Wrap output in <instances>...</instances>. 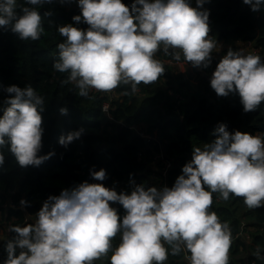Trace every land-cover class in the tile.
<instances>
[{
	"label": "clouds",
	"instance_id": "clouds-1",
	"mask_svg": "<svg viewBox=\"0 0 264 264\" xmlns=\"http://www.w3.org/2000/svg\"><path fill=\"white\" fill-rule=\"evenodd\" d=\"M50 0H27L17 10L18 0H0V27H10L22 40H37L45 31L38 5ZM78 23L58 27L66 37L58 45L54 68L68 73L79 94L91 88L111 90L141 82L149 84L165 72L156 53L163 47L175 58L207 68L212 64L217 42L210 36L211 9L206 0H77ZM254 12L264 9V0H243ZM86 22L88 27L79 26ZM211 87L217 95L238 93L245 112L264 102V57L256 52L229 47L218 62ZM0 115V168L5 149L18 163L39 166L55 155L43 153L45 97L32 84L5 86ZM69 111L60 108L62 114ZM84 127L61 134L68 147L82 137ZM215 139L193 146L192 158L172 186L137 183L130 173L131 191H118L103 183L108 170L93 165L85 179L43 201L34 222L16 224V235L7 241L0 264H94L111 252V264H164L169 253L190 252V264H229L233 231L228 220L212 210L213 194L225 200L242 196L249 208L264 206V135L229 130L225 121L213 130ZM99 181V182H96ZM31 203L26 197L21 206ZM122 205V214L116 204ZM120 234L118 245L113 238ZM255 255H262L259 248Z\"/></svg>",
	"mask_w": 264,
	"mask_h": 264
},
{
	"label": "trees",
	"instance_id": "trees-1",
	"mask_svg": "<svg viewBox=\"0 0 264 264\" xmlns=\"http://www.w3.org/2000/svg\"><path fill=\"white\" fill-rule=\"evenodd\" d=\"M125 2L131 4V0ZM25 3L27 0H18L17 10ZM37 7L42 14L49 10L52 13L43 17L45 31L39 39L22 40L10 27H0V115L4 99L13 95L5 90V86L32 84L45 97L42 154L55 149V155L39 166L23 167L15 155L5 149L6 161L0 168V232L10 219L16 222L13 225L34 222L36 213L49 195H58L64 188L85 179L94 181L90 174L93 165L96 170L107 168L108 177L103 181L106 185L111 186L117 180L125 182L124 187L115 186L118 191L131 190L130 173L135 174L137 183L151 186L149 179L154 167H159L153 163V156L164 149L173 162L168 172V186H172L181 174L182 166L192 158L193 146L202 147L205 142L215 139L213 130L218 122H227L229 130L233 131L239 128L254 134L264 132V102L256 110L245 112L238 93L217 95L206 78L198 76L195 79L188 70H177L172 63L177 61L175 53L165 52L163 47L156 56L164 61L165 72L149 84L141 82L135 91L131 84L118 85L120 97L112 101L113 119L109 118L103 111L107 97L92 91L87 96L80 95L73 82H64L68 73L54 68L59 52L57 45L66 39L58 27L69 22L78 23L72 19L81 12L77 0H50ZM204 7L211 9L212 38L253 40L261 47L260 55L264 57V9L254 12L243 0H206ZM238 25L243 29L239 28L232 34L224 32L226 26L232 29ZM79 26L88 27L86 22H79ZM248 33H257V36L251 38ZM180 60H186L182 54ZM63 106L68 107L67 114L60 112ZM117 121H124L128 126L146 124V134L152 138L147 140L132 128L121 127ZM80 127L85 128L81 138L68 147L59 143L61 134ZM141 151L143 154L139 153ZM164 183V180H159L157 185L163 186ZM22 197L31 203L21 206ZM218 197L221 198L219 202ZM8 199L16 207L5 208ZM116 206L123 214V206L118 203ZM211 208L222 220L230 222L233 238L238 232L241 212H245L253 222H264V206L249 208L242 196L233 194L225 200L219 193H214ZM12 232L0 237V260L7 256V241L16 235ZM120 239V234H117L113 243L118 245ZM236 241L231 244L234 253L229 264H251L253 256L249 253L238 258L239 244ZM254 241L263 254L264 231L255 234ZM181 252L172 254V258L181 260ZM111 254L109 252L96 259L94 264H111ZM254 260L256 264H264L262 255H255ZM172 264L178 263L173 260Z\"/></svg>",
	"mask_w": 264,
	"mask_h": 264
},
{
	"label": "built area",
	"instance_id": "built-area-1",
	"mask_svg": "<svg viewBox=\"0 0 264 264\" xmlns=\"http://www.w3.org/2000/svg\"><path fill=\"white\" fill-rule=\"evenodd\" d=\"M232 48L235 49H243L245 53L247 52H256L258 54H260L261 52V47L258 46L257 44H255V42L253 40H248V41H238V43L233 46ZM217 52V51H216ZM227 50H224L221 53H214L212 56V64L209 65L207 68H202V67H196L193 66L192 63L190 61H183V60H177L174 61V64H180L181 66H183V70L182 71H186L188 70L191 74L192 77H195V79L198 76H202L204 78H206L207 80H211V76L217 66V60H220L224 54H226ZM166 60V58L164 59ZM188 65V68H187ZM201 70V71H199ZM90 91L92 92H97L100 93L103 97H107L108 99L104 101L103 103V111L106 112L109 116V118L113 119V116L111 114V109H112V101L113 100H118L119 99V93L117 90V87L111 89V90H98L95 88H91ZM117 123L121 126V127H130L133 130H135L138 134H140L141 136L148 138L149 136H147L146 134V129L144 127L143 124H138L135 126H128L126 125V123L124 121H117ZM162 149V148H161ZM153 160L154 163L157 164L160 168H156V170H154V174H153V179L152 181L157 183L159 180H167V176H168V172L169 170L172 168L173 166V162L172 160H170L167 155L165 154L164 149H162L161 151H159L158 153H156L153 156ZM165 185V183H164ZM162 187V185H157ZM244 228H245V224L242 226V232L240 234H238V236H241L244 234ZM9 230H11V226L9 227ZM188 261L190 262V257H188Z\"/></svg>",
	"mask_w": 264,
	"mask_h": 264
},
{
	"label": "crops",
	"instance_id": "crops-1",
	"mask_svg": "<svg viewBox=\"0 0 264 264\" xmlns=\"http://www.w3.org/2000/svg\"><path fill=\"white\" fill-rule=\"evenodd\" d=\"M228 34H230V33H228ZM218 42H219V45L216 46V48L213 49V54L214 53H221L224 50H228L229 47H233V46H235L238 43L237 40H226V39H223V40L218 39ZM167 61H169V60L167 59ZM196 67H198V66H196ZM117 90H118V93L120 94L118 86H117ZM144 127L146 129L147 128V125L145 124ZM257 134L264 135V132H259ZM151 138L152 137H148L146 139L147 140H150ZM139 153L140 154H143L142 151L139 152ZM157 168H160V167H157ZM154 170H153V173H152V177L149 179V182H150L151 185H157L158 184V182L155 183V182L152 181L153 174L155 172ZM97 182H99V181H97ZM165 184L168 185V176H167V180L165 181ZM111 186H114V187L116 186L118 188H121V187H124L125 186V182H121V181L117 180L116 183L113 184V185H111ZM129 191H131V190H129ZM13 193H15V191H13ZM217 200L219 202V201H221V198L218 197ZM4 207L5 208L6 207L7 208H14V207H16V205L14 204V202L12 200H9L8 199V201L4 205ZM36 218H35V220H36ZM26 220L28 221L29 218L27 217ZM5 223L6 224L4 226V229L0 232V237H2V238H4V237H6V236H8V235H10V234L13 233L12 230H9V227L12 226L13 224H15L16 222L13 219H10V220L6 221ZM244 224H245L244 234L241 235V236H238V234H240L242 232V226ZM262 231H264V222L259 223V224L256 223V222H253L247 216H245V212H241L240 221H239V225H238V232L236 233V237L233 238V241H232V242H234V241L237 240L236 242L239 244L238 258H243L244 256H246L249 253L251 256H253V257H251V264H256V261L254 260V256H255V248L257 249V245L255 244L254 236L258 232H262ZM183 251H184V256H183ZM241 252H242V255H240ZM233 253H234V248L231 247L230 248V251H229V256L230 257L233 256ZM188 257H190V253H188L186 251V248H184L182 250V252H181V260H179V259H173L172 258V254L170 252L169 253V257H168V259L166 261H164V264H172V261L173 260H175L178 264H190V262L188 261Z\"/></svg>",
	"mask_w": 264,
	"mask_h": 264
},
{
	"label": "water",
	"instance_id": "water-1",
	"mask_svg": "<svg viewBox=\"0 0 264 264\" xmlns=\"http://www.w3.org/2000/svg\"><path fill=\"white\" fill-rule=\"evenodd\" d=\"M239 28H241V29H243V27L242 26H240V25H238V26H235V27H233L232 29H228V26H226V28H225V32L226 33H234V31H236L237 29H239ZM248 36H250L251 38H255L256 36H257V33H253V34H250V33H248Z\"/></svg>",
	"mask_w": 264,
	"mask_h": 264
},
{
	"label": "rangeland",
	"instance_id": "rangeland-1",
	"mask_svg": "<svg viewBox=\"0 0 264 264\" xmlns=\"http://www.w3.org/2000/svg\"><path fill=\"white\" fill-rule=\"evenodd\" d=\"M215 41L217 42V45H219V42H218V37L215 39ZM174 67L177 69V70H183V66H181L180 64H174ZM187 68H188V65H187ZM156 170V168H154ZM240 255H242V252L240 253ZM262 256L264 257V253L262 254Z\"/></svg>",
	"mask_w": 264,
	"mask_h": 264
}]
</instances>
